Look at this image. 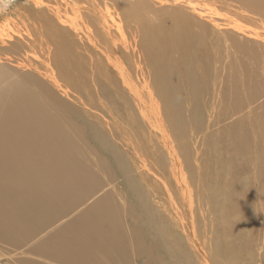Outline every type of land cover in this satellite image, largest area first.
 <instances>
[{
    "label": "bare ground",
    "instance_id": "1",
    "mask_svg": "<svg viewBox=\"0 0 264 264\" xmlns=\"http://www.w3.org/2000/svg\"><path fill=\"white\" fill-rule=\"evenodd\" d=\"M146 1H13L14 7L19 3L21 7L13 13L15 19L6 17L12 25L0 26V54L20 42L26 55L24 60L16 58L21 68L12 67L15 70L9 75L1 71L0 63V238L17 239L28 231L30 222L38 219L43 225L53 218L44 197L48 200L53 185L63 177L70 180L62 192L72 204L78 199L80 190L75 187L81 181L95 179L93 185L99 190L111 184L102 176L95 178L92 169L84 166L85 157L67 140L76 125L66 113L68 102L58 96L65 92L75 94L84 111L95 112V126L88 129L90 139L120 178L97 198L95 206L78 216L80 224L95 225L102 238L98 247L89 239L83 242L86 227L80 225L74 227L75 242L60 237L49 246L67 248V264H103L106 258L132 264L125 235L139 236V231L129 227L125 232L127 218L117 200L124 201L128 195L137 201L133 202L137 212L149 217L143 227L149 235L156 232L163 240L159 245L173 246L169 236L177 235L185 237L184 249L198 255L200 264L210 263L201 246L207 241L215 260L264 264V95L259 80L249 77L247 86L237 91L230 90L234 84L218 80L215 74L223 69L218 71L215 64L228 57L226 43L224 51L214 53L213 66L210 60L196 63L200 54L206 58L208 53L198 47L192 50V37H199L196 43L201 44L205 37L192 29L198 20L187 6L194 10L193 3L171 0L178 6L161 5L146 12L151 8L150 0ZM239 1L264 18V0ZM10 2L0 0V11ZM185 2L187 6H180ZM167 20L172 21L170 26ZM54 38L58 45L53 52ZM253 49V45L248 48ZM181 59L186 64L179 70ZM71 61L76 62L67 67ZM40 69L61 88L55 89L50 80L38 81L40 86L31 81ZM211 73L214 78L210 79ZM253 88L257 89L251 94ZM205 98H211L206 107ZM257 108L263 109L258 124L262 134L253 141L256 155L248 158L252 147L244 126ZM206 150L212 152L209 160L215 166L211 168L205 164ZM70 153L74 154L71 163ZM77 154L81 157L76 158ZM95 160L97 168H109L99 155ZM252 161L256 168L250 174ZM39 172L45 173L40 177ZM155 219L162 220V225L157 226ZM187 236L191 242H186ZM244 236L254 241L230 247L232 238ZM138 244L142 253L146 251L142 239ZM254 247L257 254L241 258L243 251ZM224 248L232 249L233 256ZM164 255L169 252L164 250Z\"/></svg>",
    "mask_w": 264,
    "mask_h": 264
},
{
    "label": "rangeland",
    "instance_id": "2",
    "mask_svg": "<svg viewBox=\"0 0 264 264\" xmlns=\"http://www.w3.org/2000/svg\"><path fill=\"white\" fill-rule=\"evenodd\" d=\"M15 0H11L10 5H8L5 10L0 11V26H3L7 23L11 24V20L6 17H10L15 19L13 13L21 7L16 6V3H13ZM107 2L108 0H103ZM119 1V0H117ZM133 1L134 0H129ZM141 1V0H137ZM145 1V0H142ZM149 1V0H147ZM146 1V2H147ZM179 0L178 2H181ZM187 1V0H185ZM187 2L193 3L196 11L193 8H189L187 6ZM187 2L181 4L180 6H187V10L194 15L196 27L192 29H197L199 34L205 36L203 38V43H196L199 37L193 36L190 40V43H194L193 49L196 47L202 50L203 53L207 51L208 57L200 58V54L197 57L198 65H200L203 61L211 62V66H213L214 61V53L216 51H224V44L230 46L227 51L228 57L223 61L215 64L218 67V71H221V74H215L218 76V80H223L225 85L234 84V88H230L232 91H237L242 88H245L248 84L247 78L249 77H257L259 80V89L261 91V96L264 95V18L261 14L257 13L254 9L244 6L239 0H188ZM167 3V4H166ZM160 4V5H159ZM148 5L151 6L150 9L144 10L149 12L154 8H158L161 5L170 6L175 5L172 4L171 0H150ZM13 6V8H11ZM110 6V5H109ZM105 12H108L110 8L107 6H102ZM205 10H204V9ZM186 9V8H185ZM22 11V8H21ZM210 14V15H209ZM196 15V16H195ZM208 16L210 17L209 20ZM210 24V28L203 27L202 22ZM207 21V22H206ZM215 22V23H214ZM172 21L167 20L166 26H170ZM19 25L25 27L24 23L19 22ZM203 27V28H200ZM215 29H214V28ZM224 30L218 31L217 29ZM213 30V32H212ZM216 31V32H215ZM46 39V38H45ZM245 46V47H238ZM20 42H17V45H10L9 50L5 53L0 54V63L2 64L3 69L1 70L6 75L13 73L16 67H20V64L17 63V59L21 60V58H25L26 49H21L19 47ZM57 39H53L51 42L50 49L54 51L57 50ZM253 45L255 49L252 51L248 50L249 46ZM188 46H191L190 44ZM46 48H48L46 46ZM194 55V52L192 53ZM14 57V58H13ZM9 59H11L9 61ZM34 62L38 64L36 58H33ZM75 60V59H73ZM16 62V63H15ZM76 61H71L67 67H70L72 63ZM186 60L180 61L177 69H181L185 66ZM13 67V68H12ZM79 69V64L77 65ZM25 69V68H24ZM62 69V68H60ZM27 71V70H26ZM31 74V71H29ZM40 75L37 77H31V81H34L37 86L39 85L38 81L41 80H50L49 76L44 69L39 70ZM45 76V77H44ZM44 77V78H43ZM208 78H214L212 73L207 75ZM58 80V79H57ZM232 80V81H231ZM50 82L53 84L55 89H59L57 83L55 81ZM80 82V79L77 80ZM223 84V83H222ZM257 88H253L250 90V93L253 92ZM72 93V92H70ZM241 95L244 96L243 91H241ZM59 98L68 102V109L66 113L75 125L76 128L70 129L67 140L72 143L73 149H76L81 155H83L87 161L84 166L91 168L90 170L95 174V178L97 175L104 177L103 180H107L111 183L108 186H105L103 189L99 190V186H94V181L92 182H80L76 189H79L78 199L75 197V202L72 204L68 196L66 197L63 191V186L69 183L70 180L63 177L59 183L54 187L48 197V200L44 197L45 206H47V210L54 217L47 221L45 224L40 225L38 219L32 221L28 225V231L26 233H20L17 239H10L1 235L0 238V264H67L68 260V249L60 248V249H51L49 246H52L56 240V238L65 237L67 242H75L76 237L74 233V227L77 225L85 226V230L82 232V240L83 242L86 240H90V244L92 243L94 246L98 247V243H102V238L99 233L95 229V225H85L80 224L81 219L78 218L79 214L86 209L88 206H95L97 202V198L102 196L106 189L111 187H115L120 178L117 176L115 169L113 168L111 162L107 157H105L98 149V147L92 142L90 139L91 131L88 129H92L95 126L96 117L94 115L95 112L91 113L86 112L82 109V105L78 99H76L75 94H71L68 96L65 92H61L58 94ZM73 98V100L71 99ZM205 107L211 103V98H205L204 101ZM256 104L253 105L255 107ZM88 108V107H86ZM263 109L257 108L254 109L248 117H246L245 121V130L247 132L248 140L251 143L252 153L248 156L251 158L256 155L255 148L253 145V141L256 138H259L262 134V128L258 129V124L263 117ZM81 114L85 115L84 119H81ZM253 127L254 130L249 129ZM28 137V136H27ZM80 154L75 155L76 158L81 157ZM71 155L74 156L73 153L67 155V160L71 163L73 159ZM99 155L103 159L108 162L109 168H97L98 165L96 163L95 157ZM205 155V164L208 168L215 166V164L211 163L209 158L212 156V152L210 150L204 151ZM220 160L217 161V163ZM254 162L252 161L248 165V169L250 174L255 170ZM108 176L105 175V171L108 170ZM59 172H61L59 170ZM45 172H39L38 176L42 177ZM104 173V174H103ZM118 177V178H117ZM211 183L207 186L208 191L212 190ZM125 190V189H124ZM53 191H56L54 193ZM126 191V190H125ZM127 193V192H126ZM128 194V193H127ZM217 194V192L213 193ZM121 206H122V216L127 218V226H125V232H128V228H132L133 230L139 231V236L129 234L125 235V238L128 239L129 242V255L132 261V264H200V258L198 255H194L191 249H184V241L185 237H178L177 235H171L169 238L171 242H174L173 246H162L159 245L158 241H163L160 237L156 235V232L148 234L147 230L143 227V222L149 219L145 218L146 216L140 215L138 213V209L135 203L136 200L129 197L126 200H121L117 197ZM118 207V204H115ZM90 209V208H89ZM88 211H85V214ZM141 216V217H140ZM140 217L139 221L136 219ZM156 225H162V220L155 219ZM69 223L67 227L63 224ZM64 233V234H63ZM205 234L207 236L210 233L205 229ZM183 238V239H182ZM138 239H142L145 243L146 251L142 253L140 245L138 244ZM179 239V240H177ZM190 236L186 237V242H191ZM202 240V239H200ZM253 242L254 240L250 238V236H244L242 238H238L234 240L232 238L231 248L237 249L240 245L243 247L246 246V243ZM17 243V245L12 244L11 242ZM177 244V245H176ZM208 244V241L207 243ZM203 244L201 245L205 251L207 256L209 257V264H227L226 258H221L215 260L211 257L209 247L210 245ZM126 245V243H125ZM175 247V248H174ZM169 252V255H164V250ZM195 250L197 252V247L195 246ZM225 253L227 248H224ZM254 250V251H253ZM92 251H96L93 249ZM181 251V252H180ZM209 251V252H208ZM178 252V253H176ZM241 258H249L251 254H257L258 250L254 247L252 250L243 251ZM228 256H233L232 249L227 251ZM59 255V256H58ZM214 260V261H213ZM204 262V261H203ZM202 263V262H201ZM90 264V263H87ZM103 264H116L113 259L106 258Z\"/></svg>",
    "mask_w": 264,
    "mask_h": 264
}]
</instances>
